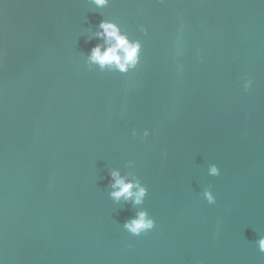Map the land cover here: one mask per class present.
Instances as JSON below:
<instances>
[{"label":"water","instance_id":"obj_1","mask_svg":"<svg viewBox=\"0 0 264 264\" xmlns=\"http://www.w3.org/2000/svg\"><path fill=\"white\" fill-rule=\"evenodd\" d=\"M103 19L136 69L89 68ZM263 200L264 0H0V264H182Z\"/></svg>","mask_w":264,"mask_h":264},{"label":"clouds","instance_id":"obj_2","mask_svg":"<svg viewBox=\"0 0 264 264\" xmlns=\"http://www.w3.org/2000/svg\"><path fill=\"white\" fill-rule=\"evenodd\" d=\"M90 3L95 5L96 8H104L108 5L109 0H90ZM98 29L99 31L95 33V37L102 40L103 43L94 45L87 54L86 63L89 68L95 65L101 71H118L120 73H128L130 70L136 69L141 60V41L131 40L118 24L109 20H101ZM141 31L146 32L147 30L141 27ZM251 86L252 80L246 78L243 84L244 90L248 91ZM132 135L136 136L137 132L133 130ZM148 135L149 132L145 130L142 138ZM132 163L130 161L129 166H132ZM207 171L209 176L220 175V169L214 163L208 166ZM109 178L111 181L110 186L113 189L109 196L113 201L120 202L123 199L125 202L131 201L134 206L144 203L147 188L142 185L138 178L130 180L115 169L109 171ZM202 195L208 204L213 205L216 203V197L210 186L203 190ZM154 226V219L144 209L137 210L135 215L123 224V228L134 236L147 233ZM256 244L259 250L264 252V236L259 237Z\"/></svg>","mask_w":264,"mask_h":264}]
</instances>
